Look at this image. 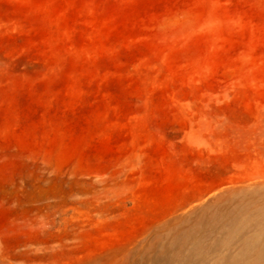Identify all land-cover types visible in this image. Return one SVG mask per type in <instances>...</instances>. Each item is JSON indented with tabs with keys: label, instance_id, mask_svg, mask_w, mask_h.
Here are the masks:
<instances>
[{
	"label": "rangeland",
	"instance_id": "obj_1",
	"mask_svg": "<svg viewBox=\"0 0 264 264\" xmlns=\"http://www.w3.org/2000/svg\"><path fill=\"white\" fill-rule=\"evenodd\" d=\"M0 264H264V0H0Z\"/></svg>",
	"mask_w": 264,
	"mask_h": 264
}]
</instances>
